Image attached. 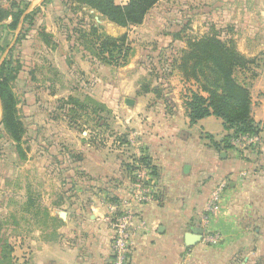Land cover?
Masks as SVG:
<instances>
[{"label": "rangeland", "instance_id": "obj_1", "mask_svg": "<svg viewBox=\"0 0 264 264\" xmlns=\"http://www.w3.org/2000/svg\"><path fill=\"white\" fill-rule=\"evenodd\" d=\"M22 1L26 22L11 31L0 26V63L11 58L19 67L12 89L24 127L17 145L0 124V264H22L29 245L41 251L38 264H50L59 247H87L86 227L105 234L129 209L137 169L126 163L141 145L126 127L133 106L124 99L148 89L172 97L165 89L174 85L182 97L195 89L173 61L189 38L215 32L214 14L199 0H159L140 24L123 27L67 0ZM54 2L50 14L46 5ZM91 25L113 37L126 34L125 64L95 57L79 32ZM70 96L80 105L66 101Z\"/></svg>", "mask_w": 264, "mask_h": 264}, {"label": "crops", "instance_id": "obj_2", "mask_svg": "<svg viewBox=\"0 0 264 264\" xmlns=\"http://www.w3.org/2000/svg\"><path fill=\"white\" fill-rule=\"evenodd\" d=\"M199 1L213 12L220 37L255 61L237 70L236 77L249 87L251 115L262 131L252 147L217 150L206 134L218 140L228 131L213 115L190 124L181 86L165 89L172 97L163 99L153 90L137 91L126 127L141 146L131 155L145 153L156 175L149 180L151 201L131 197L128 204V210L136 212L128 264H264V0ZM57 6L47 4V12L52 14ZM179 82L182 85L181 78ZM221 184L219 208L209 217L205 204ZM86 228L90 231L86 250L73 243L68 250L59 247L50 264H111L112 225L105 234ZM197 229L200 239L187 244L186 234ZM209 233L218 235L215 242L205 240ZM29 247L22 264H38L40 249Z\"/></svg>", "mask_w": 264, "mask_h": 264}, {"label": "trees", "instance_id": "obj_3", "mask_svg": "<svg viewBox=\"0 0 264 264\" xmlns=\"http://www.w3.org/2000/svg\"><path fill=\"white\" fill-rule=\"evenodd\" d=\"M67 1L92 8L118 26L129 27L140 24L146 12L159 0H126L118 4L115 0ZM22 4V0H9L8 6H0V26L11 31L16 29L22 20L26 22L29 17L25 13L27 2L25 6ZM79 32L83 42L95 51L97 59L107 64L126 63L130 50L126 34L113 37L99 32L94 25L90 26L89 32ZM13 63L11 58L0 63V124L9 138L18 145L24 127L18 115V99L12 89V81L19 69ZM250 63L252 60L241 54L231 40L220 37L217 30L189 38L186 47L179 50V56L173 61L172 69L180 73L182 80L195 84V89H189L184 95L189 123L193 124L199 119L213 115L221 119L223 128L228 131L218 140L211 134H206L209 145L217 150L235 148L232 139L239 135L259 134L262 131L260 124L251 115L249 87L235 75L237 70L246 68ZM161 90L156 89L157 92ZM147 91L151 89L144 92ZM66 101L80 105L78 99L72 96ZM137 165L150 169L151 176L156 175L155 167L145 153L132 157L126 163V168L133 172L138 168Z\"/></svg>", "mask_w": 264, "mask_h": 264}, {"label": "built area", "instance_id": "obj_4", "mask_svg": "<svg viewBox=\"0 0 264 264\" xmlns=\"http://www.w3.org/2000/svg\"><path fill=\"white\" fill-rule=\"evenodd\" d=\"M259 142L258 134H242L232 139V143L236 146H250L255 145ZM138 166V165H137ZM151 170L145 168L141 165L138 166L137 170L134 172V185L138 189L135 193V199L139 202L151 201L152 196L150 192V186L147 182L152 178ZM223 184L214 189L208 198L204 211L209 215V217L215 214L219 208V196ZM134 210H127L121 215L117 216L112 223L113 233H112V245H113V264H128L127 254L131 246V231L134 224ZM207 218H203L204 223L207 222ZM209 219V218H208ZM205 240L209 242H215L218 235L216 233L205 234Z\"/></svg>", "mask_w": 264, "mask_h": 264}, {"label": "water", "instance_id": "obj_5", "mask_svg": "<svg viewBox=\"0 0 264 264\" xmlns=\"http://www.w3.org/2000/svg\"><path fill=\"white\" fill-rule=\"evenodd\" d=\"M124 103L127 105V106H133V104H134V99L133 98H130V97H126L125 99H124ZM189 168V166L186 164V165H184L183 166V171L184 172H187V169ZM60 215L62 216V217H65V212H61L60 213ZM195 232L196 233H187L186 234V242H187V244H192V243H194V242H196L197 240H199L200 239V232H201V230L200 229H197V230H195Z\"/></svg>", "mask_w": 264, "mask_h": 264}]
</instances>
